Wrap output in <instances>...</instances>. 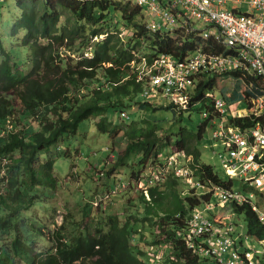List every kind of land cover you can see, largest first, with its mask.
I'll return each instance as SVG.
<instances>
[{"label":"trees","instance_id":"trees-1","mask_svg":"<svg viewBox=\"0 0 264 264\" xmlns=\"http://www.w3.org/2000/svg\"><path fill=\"white\" fill-rule=\"evenodd\" d=\"M15 4L19 17L10 33L13 49L0 37V264H221L190 246L193 213L204 202L211 203L213 193L181 194L182 181L173 176L152 186L148 196L141 190L144 214H137L133 206L134 213L124 221L108 215L93 233L79 230L70 235L64 227L46 232L29 212L41 199L42 189L56 188L51 149L74 138L90 118L98 119L100 133L114 138L123 132L127 138L113 169L131 168L130 187L143 170L163 166L172 149L193 157L189 164L203 185L233 187L229 177L221 178L202 162L206 120L195 130L180 125L164 137L159 121L141 120L135 113L164 109L172 112L166 120L176 127L185 113L201 105L199 113L209 111L215 118L212 95L221 80L238 83L231 95L223 94L232 111L250 107L262 94L259 81L240 72L226 77L199 75L187 109L165 99L160 102L169 106L157 109V100L144 96L150 85L139 79L143 60L148 65L164 56L184 60L204 48L200 37L152 33L145 10L121 0H15ZM206 44L215 54L225 51L212 41ZM11 95L23 109L15 119ZM113 113L129 116L128 125L114 124ZM231 121L242 127L253 124L248 118ZM16 122L23 126L19 131ZM30 125L34 132L26 128ZM94 208L98 213L99 208L88 204L85 216ZM234 211L244 215L246 235L264 241V226L251 207L236 204ZM144 226L149 235L142 231ZM144 242L157 250H145ZM165 247L162 257L152 260V254L158 257V250Z\"/></svg>","mask_w":264,"mask_h":264},{"label":"built area","instance_id":"built-area-1","mask_svg":"<svg viewBox=\"0 0 264 264\" xmlns=\"http://www.w3.org/2000/svg\"><path fill=\"white\" fill-rule=\"evenodd\" d=\"M121 1L145 10L152 33L180 32L204 41V48L181 61L164 56L148 65L147 60H143L139 79L151 87L144 93L145 97L152 100L158 96L187 109L189 93L199 75L226 77L237 72L256 78L262 92L252 100L250 107L233 111L226 98L212 95L218 116L210 118L209 111L204 113L205 129H211L213 146L224 147L220 157L226 176L232 182L238 181L243 189L240 185L235 187V183L231 188L203 185L187 166L192 157L176 151V159L169 162L167 157L163 166L151 170L143 191L148 196L152 186L161 185L173 176L186 183L184 195L190 190H196L198 194L212 192L224 205H249L264 226V0ZM207 41L219 44L224 53L211 52ZM144 79L146 81H142ZM122 117L129 119L126 114ZM232 118H248L253 124L236 126ZM207 207L210 210L211 203ZM223 224L228 233L218 232V225ZM231 225L224 218L218 222L196 209L189 225L190 246L221 264H263L260 260L254 261V258H260V252L250 244L249 237L242 233L235 236L236 230ZM260 244L264 246V241Z\"/></svg>","mask_w":264,"mask_h":264},{"label":"rangeland","instance_id":"rangeland-1","mask_svg":"<svg viewBox=\"0 0 264 264\" xmlns=\"http://www.w3.org/2000/svg\"><path fill=\"white\" fill-rule=\"evenodd\" d=\"M18 17L19 11L16 7L15 0H0V37L4 45L9 49H13L14 42L11 40L10 33ZM23 61L26 62V57ZM237 85L238 83L232 78L221 80L218 92H214L215 97L220 98L223 94L228 97L235 91ZM11 98L17 110L14 116L15 119V117H20L23 109L16 98L12 95ZM154 98L157 100V106L155 108L159 109L169 106L166 105V102H160L163 98L158 96ZM235 104L230 105L236 107L237 104ZM200 108L201 105H198L193 111L185 113L182 123L176 127L166 120L172 118V112H167L164 109L156 112L137 111L135 116L141 120L151 122L159 121V126L161 125L163 127L160 130V134L166 137L165 134L170 133L172 130L177 132L180 129V125L187 127L189 130H195L202 125L205 119L203 114L198 112ZM238 109L244 110V106H239ZM111 119L114 124L124 128L128 125V122L125 121L127 119L123 118L119 113H113ZM97 121L98 119L96 118H90L82 122L78 134L74 138L60 143L50 151V154L55 157L56 188L42 189L40 191L41 199H39L36 206L29 212L32 217H35L38 225H44V231L46 232L55 228L59 229L60 227H64L70 235L79 232V230L86 233L88 231L93 233L98 223L108 215L119 216L124 221L128 217V213H134L133 206H137L135 208V212H138L137 214H144L145 208L139 203L142 193L141 190L144 189L143 187L146 185L145 179L150 175L152 169L148 167V169L143 170L141 172L143 176L140 180H134L132 187H130L129 181L131 179L129 177L131 168L120 167L113 169L117 157L125 150L128 140L123 132L114 138L109 134L100 133L96 126ZM14 126L18 131L23 128V126L17 127V122ZM34 127V125H30L26 128L34 132ZM213 144L211 129H205L204 137L200 142L203 155L202 162L212 166L221 178L228 180L222 164V158L220 157V154L224 152V147L219 145L218 148H215ZM168 153L169 151L165 152L163 156H167ZM175 154V149L170 150L168 156L169 162L177 158ZM46 156V152L42 153L43 158ZM192 159L193 157L189 158L188 161H192ZM187 166L191 168L189 163H187ZM134 168L139 170L137 166H134ZM179 180L182 181V184H179V190L182 194L183 191H187V187L183 179ZM235 186L237 188L239 187L238 181L235 182ZM88 204L99 208V212L97 213V210L94 208V211H91L89 216L86 217L85 207ZM208 204L204 202L198 210L205 213L208 218L218 216V222H221L222 218L231 222L233 224L231 227L236 230L235 236H237V233H242V235L246 234L247 229L244 215L236 213L234 207L228 204L224 205L214 196L211 200L212 208L210 210L207 207ZM126 206L131 211H128ZM228 218L231 219L229 220ZM142 231L148 235L150 233L145 226L142 228ZM222 231L228 233V228L225 227V224L223 226L218 225V232L221 233ZM249 242L254 246L255 250L260 252V258H254V261H262L264 264V246L251 238H249ZM142 246L145 250H150L151 252L157 250V248L147 247L148 245L145 242ZM164 249L166 247L158 250V257H154L152 254V260L160 259Z\"/></svg>","mask_w":264,"mask_h":264},{"label":"crops","instance_id":"crops-1","mask_svg":"<svg viewBox=\"0 0 264 264\" xmlns=\"http://www.w3.org/2000/svg\"><path fill=\"white\" fill-rule=\"evenodd\" d=\"M236 181H233V185H234V183H235ZM239 183V182H238ZM239 185H240V189H243L244 187H241V184L239 183ZM235 186V185H234ZM236 187V186H235ZM239 188V187H238Z\"/></svg>","mask_w":264,"mask_h":264},{"label":"bare ground","instance_id":"bare-ground-1","mask_svg":"<svg viewBox=\"0 0 264 264\" xmlns=\"http://www.w3.org/2000/svg\"><path fill=\"white\" fill-rule=\"evenodd\" d=\"M146 168V167H145ZM148 169V168H147ZM139 174V173H138Z\"/></svg>","mask_w":264,"mask_h":264}]
</instances>
